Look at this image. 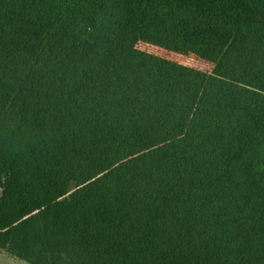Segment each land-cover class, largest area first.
Masks as SVG:
<instances>
[{"label": "trees", "instance_id": "1", "mask_svg": "<svg viewBox=\"0 0 264 264\" xmlns=\"http://www.w3.org/2000/svg\"><path fill=\"white\" fill-rule=\"evenodd\" d=\"M158 21L226 44L204 57ZM0 247L29 264H264V0H0Z\"/></svg>", "mask_w": 264, "mask_h": 264}, {"label": "rangeland", "instance_id": "2", "mask_svg": "<svg viewBox=\"0 0 264 264\" xmlns=\"http://www.w3.org/2000/svg\"><path fill=\"white\" fill-rule=\"evenodd\" d=\"M147 26L152 30L159 31L202 46L206 49V55L204 57H198L191 54L180 53L144 41L138 42L137 47L139 49L166 57L168 59L201 69L209 73L212 72L217 60L220 58L226 47L224 42L207 35L182 28L170 27L158 21H150ZM0 264L29 263L18 259L17 257L11 255L5 248L0 247Z\"/></svg>", "mask_w": 264, "mask_h": 264}]
</instances>
